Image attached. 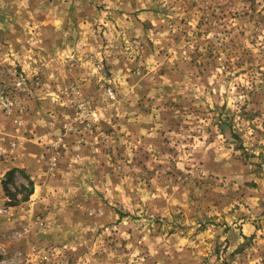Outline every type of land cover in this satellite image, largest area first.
<instances>
[{
	"label": "rangeland",
	"instance_id": "1",
	"mask_svg": "<svg viewBox=\"0 0 264 264\" xmlns=\"http://www.w3.org/2000/svg\"><path fill=\"white\" fill-rule=\"evenodd\" d=\"M0 264H264V0H0Z\"/></svg>",
	"mask_w": 264,
	"mask_h": 264
},
{
	"label": "trees",
	"instance_id": "2",
	"mask_svg": "<svg viewBox=\"0 0 264 264\" xmlns=\"http://www.w3.org/2000/svg\"><path fill=\"white\" fill-rule=\"evenodd\" d=\"M16 171H17L16 168H13V169L9 170V171L7 172V177H8V178L11 177L12 175L15 174ZM7 184H8V179L6 178V179L4 180V186H6V189L8 190ZM29 184H30L29 194H32V193L34 192V181H30ZM26 199H27V198H26Z\"/></svg>",
	"mask_w": 264,
	"mask_h": 264
}]
</instances>
